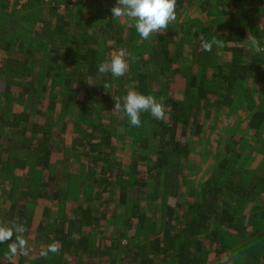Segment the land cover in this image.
<instances>
[{
	"label": "trees",
	"instance_id": "1",
	"mask_svg": "<svg viewBox=\"0 0 264 264\" xmlns=\"http://www.w3.org/2000/svg\"><path fill=\"white\" fill-rule=\"evenodd\" d=\"M16 1L0 0V264H264V0H176L148 40L116 0ZM121 48L126 74L99 73ZM129 90L164 118L132 126L113 109ZM240 103L248 138L207 156L208 115Z\"/></svg>",
	"mask_w": 264,
	"mask_h": 264
},
{
	"label": "clouds",
	"instance_id": "2",
	"mask_svg": "<svg viewBox=\"0 0 264 264\" xmlns=\"http://www.w3.org/2000/svg\"><path fill=\"white\" fill-rule=\"evenodd\" d=\"M176 0H116V5L111 9L112 17H127L134 21V27L141 39L148 40L153 33L163 34L170 23L176 20ZM212 43L222 46V42L214 38ZM255 44V40L251 41ZM205 51H211V44L203 42ZM127 52L121 48L117 50L110 61L101 62L98 65V72L101 74L111 73L115 78L122 77L128 71V63L125 59ZM107 86H104L106 89ZM115 101L114 110L123 111L134 127L141 125L140 113L149 112L155 119L162 120L165 116L163 99L157 100L152 95H143L135 90H129L123 97L113 98ZM55 252L56 247L50 246Z\"/></svg>",
	"mask_w": 264,
	"mask_h": 264
},
{
	"label": "rangeland",
	"instance_id": "3",
	"mask_svg": "<svg viewBox=\"0 0 264 264\" xmlns=\"http://www.w3.org/2000/svg\"><path fill=\"white\" fill-rule=\"evenodd\" d=\"M207 1L210 0H204V2L206 3ZM201 6V4H200ZM199 5L196 4L191 8V12L194 13V15L196 16L197 13H199ZM200 18L203 16V14L198 15ZM118 20L121 21H117L118 23H122V18H119ZM256 44V41H255ZM260 51L264 50V48H260ZM257 49V48H255ZM54 54V53H52ZM54 55H50L48 56L49 59H47L49 61L50 64H53V60L51 59ZM52 61V63H51ZM177 84L173 86V91L176 93L177 96H180L183 93V89H184V80L182 79L181 76H178L176 79ZM1 86H2V81L0 82V90H1ZM1 93V91H0ZM182 96V95H181ZM257 102L254 100L253 105L256 107ZM234 111L235 113L233 115H223L224 112H222V115H220L221 113H217V112H212L208 115V119L204 122L206 123V127L204 128L203 134L200 136L199 139H197V142L200 140L201 142H203L208 148L209 150L206 152L207 156H210V154L212 153L213 155H215L217 153V151H220L219 146L223 143L227 142V139L230 138V136L234 137V131L238 128L239 129V134H237V136L235 137V141L239 140V139H247L248 136L246 135V133L244 132L243 127H245L246 125V119L250 116L251 112L249 110H247L248 106L245 107L242 103L240 104H234ZM204 114H202V120H204ZM237 120V121H236ZM243 120V121H242ZM237 124H235L236 122ZM239 122V124H238ZM234 126V127H233ZM226 136L228 138H226ZM197 146V145H196ZM198 150V149H197ZM204 150V149H203ZM128 149H126L125 143L121 142L120 144H118V155L120 157H122L123 163H124V167L126 166V162L128 160V156L129 153L127 152ZM240 152H242V154L245 155V153L247 152L246 149H242ZM212 156H211V160H212ZM59 160V159H58ZM260 158L259 157H255V156H251V159L248 161V165L254 167L257 162H259ZM193 162H195V159L193 160ZM198 165H201L199 158H197V162ZM212 163V162H211ZM196 166V165H195ZM200 171L197 170V174H195L192 179L189 182V186H196L197 184H199V180H202L204 178V169L205 167H203L201 165ZM103 201V200H102ZM1 202V201H0ZM174 200H171L169 203L171 205H174ZM38 205L40 207H43L44 205H48L50 208L52 207V204L47 203L46 200H41ZM0 206H2V204H0ZM111 206L108 207V211L112 210V208H110ZM54 209H56V207H54ZM53 216H56L55 213L53 214ZM102 224V223H101ZM98 230L104 231V235L107 234L106 231V227H104V225H99L97 227ZM32 231V236H33V230ZM86 232L88 231L85 230ZM94 233L98 234L95 230H93ZM92 232V230L90 231ZM29 238L30 242H33V238L32 237ZM99 236V235H98ZM98 262L97 259L94 260V263ZM73 264H77V261L72 260ZM90 264V262H88Z\"/></svg>",
	"mask_w": 264,
	"mask_h": 264
},
{
	"label": "built area",
	"instance_id": "4",
	"mask_svg": "<svg viewBox=\"0 0 264 264\" xmlns=\"http://www.w3.org/2000/svg\"><path fill=\"white\" fill-rule=\"evenodd\" d=\"M11 2H15V0H10ZM27 0H17L16 2H18L20 5L26 3Z\"/></svg>",
	"mask_w": 264,
	"mask_h": 264
}]
</instances>
